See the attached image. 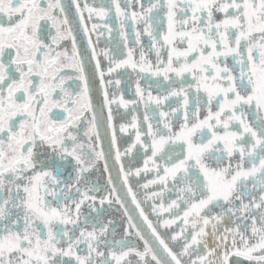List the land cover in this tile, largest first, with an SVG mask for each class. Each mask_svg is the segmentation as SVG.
I'll return each instance as SVG.
<instances>
[{
    "label": "snow or ice",
    "instance_id": "snow-or-ice-1",
    "mask_svg": "<svg viewBox=\"0 0 264 264\" xmlns=\"http://www.w3.org/2000/svg\"><path fill=\"white\" fill-rule=\"evenodd\" d=\"M113 18L124 58L97 49ZM245 261L264 264V0H0V264Z\"/></svg>",
    "mask_w": 264,
    "mask_h": 264
},
{
    "label": "flooded vegetation",
    "instance_id": "flooded-vegetation-1",
    "mask_svg": "<svg viewBox=\"0 0 264 264\" xmlns=\"http://www.w3.org/2000/svg\"><path fill=\"white\" fill-rule=\"evenodd\" d=\"M90 2H91V0H90ZM97 2H98V0H97ZM89 23H101V22L100 21H91ZM107 23H109L114 29V31L111 34V39L109 38V35L107 32H105L103 35H99V43L97 44V49L98 50L102 49V48L112 49L117 44H119L122 51H123V54H124L123 56H120L119 58H124V56H126V54H127V48L124 47L123 42L118 35V31H117V29L119 27L118 20L113 18L111 20H108ZM101 26H103L102 23H101ZM97 35H98L97 33H93V40L94 41L96 40ZM141 39H142L143 44L145 45V51H147V46L150 43L149 38L147 36H142ZM133 44H134V37L130 32L128 47H132ZM136 48H137V54H138L139 46L136 45ZM149 57L154 58V53H149ZM106 65H107V60L103 59L102 60V66H106ZM129 72H130V70H129ZM116 78H121V77H116ZM134 80H135V74L131 73V79L125 80V82L122 83V85H121V88L123 89V91L125 93L126 99H134L135 98V96H134ZM141 84L143 86L144 81H141ZM120 111L123 112L124 110L121 109ZM129 111H131V110H129ZM139 111L142 112V105H141V108L139 109ZM133 114H135V113H133ZM130 118H131L130 116L127 117V119H130ZM120 122H126V120L120 121ZM119 135L125 137V139L128 142H130L131 139H134V136H132L131 134H119ZM122 150H123V146H122ZM134 157H135V153H133L131 156L125 157L124 159H125L126 165L128 162L133 161ZM139 166H141V163H135L134 164V167H139ZM92 178L98 179L99 184L102 186H105L106 174L93 173ZM151 178H152L151 174H149L147 177H144V178H132L131 182L133 183L134 190L138 191V198H140V199L143 198L144 190L138 186V184L136 183L137 180H139V184H143L147 181V179H151ZM172 198H175L174 195L172 196ZM127 201L128 202L126 204V207H128L130 210H132V214L134 216L138 217V210H136L135 205L131 203V198L128 197ZM150 205H151L150 201H145L142 204V206L145 208L146 212H150ZM104 208H105V211L103 212V215L105 218L115 219L118 224H122L123 226H126V223H127L126 218H123V210L120 208V205H114V207H112V208H108V206L105 205ZM219 210L220 209H216V211H219ZM83 211H85V213H87V209H84ZM93 215H94V213H93ZM149 218L155 220L154 215L150 214ZM142 227H144L146 230V225H142ZM123 231H124V227H120L117 229L116 239L120 238V235H122ZM161 232L163 234L165 232V230L161 229ZM139 246L142 248V246H143L142 242H139ZM244 264H247V262L245 261Z\"/></svg>",
    "mask_w": 264,
    "mask_h": 264
},
{
    "label": "water",
    "instance_id": "water-1",
    "mask_svg": "<svg viewBox=\"0 0 264 264\" xmlns=\"http://www.w3.org/2000/svg\"><path fill=\"white\" fill-rule=\"evenodd\" d=\"M74 9H70V12H73ZM77 39L78 41L82 40L83 39V34L82 32H77ZM91 68V65H89V69ZM113 174L115 175V168H113Z\"/></svg>",
    "mask_w": 264,
    "mask_h": 264
}]
</instances>
